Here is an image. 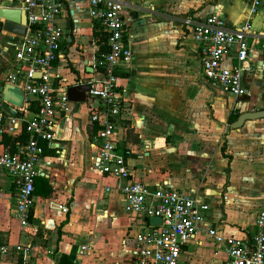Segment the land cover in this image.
Listing matches in <instances>:
<instances>
[{
    "label": "crops",
    "instance_id": "obj_1",
    "mask_svg": "<svg viewBox=\"0 0 264 264\" xmlns=\"http://www.w3.org/2000/svg\"><path fill=\"white\" fill-rule=\"evenodd\" d=\"M61 2L56 23L65 35L52 73L58 86L66 87L88 76L86 68L96 43L85 4ZM128 2L131 59L118 73L124 109L118 115L116 138L131 178L150 187L162 183L185 193L194 190L198 205H205L201 209L204 226L224 237L248 240L264 201V118L245 120L232 129L228 116L264 106V7L249 14L250 0ZM8 4L0 0V5ZM211 13L230 28L250 23L246 41L253 70L241 73L244 93L240 96H231L200 75L195 43L182 24L185 17L200 20ZM140 19L144 22L134 25ZM16 41L12 32L4 30L0 35V95L10 85L9 96L18 102L4 100V114L22 108L17 114L28 119L31 97L8 82V76L21 73L14 59ZM229 64L233 60L223 61ZM53 124V140L43 142L44 158L37 166L26 227H19L13 215L12 178L0 170V244L8 248L0 264L18 258L13 253L15 244H28L27 264L71 260L74 264H142L134 253V236L143 230L144 222L123 210L115 180L92 166L97 142L86 105L68 103ZM57 205L67 210L62 212ZM81 245L86 248L79 253ZM224 260L222 247L203 234L191 238L179 256V264H222Z\"/></svg>",
    "mask_w": 264,
    "mask_h": 264
},
{
    "label": "built area",
    "instance_id": "obj_2",
    "mask_svg": "<svg viewBox=\"0 0 264 264\" xmlns=\"http://www.w3.org/2000/svg\"><path fill=\"white\" fill-rule=\"evenodd\" d=\"M0 7L17 8L24 13L23 33L17 36L14 59L21 68L20 75L11 74L8 82L15 84L24 96L31 97L35 110L28 119L17 114H4V100L0 95V137L13 139L12 147L3 145L0 151V170L12 178L15 188L13 215L19 227H26L30 220L34 178L38 164L43 161L41 142L53 140L55 117L65 113L66 87L58 86L52 73L53 62L60 57V42L64 30L56 23L61 13L62 0H8ZM85 4L92 25L103 37L104 51L95 45L89 62L91 72L77 83L85 84L83 104L88 118L95 125L97 151L93 168L115 180L114 188L120 195L123 210L143 220L144 228L134 236L135 255L142 264H179L182 247L199 234L206 235L219 244L224 253L222 264H264V201L255 216V231L248 240L234 236L224 237L213 227L204 226L201 209L194 190L188 193L157 184H147L131 178L129 166L118 150L117 119L124 109L118 89V73L128 67L131 59L129 41L128 0H76ZM264 7V0H250L249 14ZM0 17V35L3 33ZM195 43L200 75L222 86L231 96L242 95L241 73L252 71L249 62V45L246 36L250 23L228 27L214 13L200 20L182 19ZM98 52V53H97ZM225 59L233 64L223 65ZM76 83V84H77ZM29 104V102L27 101ZM25 133L27 138L23 139ZM109 190V188H106ZM65 212L67 208L57 205ZM157 216L160 223L148 224L147 218ZM86 248H77L80 253ZM28 244H15L13 253L18 258L8 264H27L25 254ZM8 254L6 245L0 246V258ZM69 264H74L71 260Z\"/></svg>",
    "mask_w": 264,
    "mask_h": 264
},
{
    "label": "water",
    "instance_id": "obj_3",
    "mask_svg": "<svg viewBox=\"0 0 264 264\" xmlns=\"http://www.w3.org/2000/svg\"><path fill=\"white\" fill-rule=\"evenodd\" d=\"M0 17L3 18L2 28L5 31L12 32L13 34L20 36L23 33V24L25 21L24 13L17 8L0 7ZM135 17V14L132 15ZM144 20H136L134 25L143 23ZM91 72V67L86 68ZM12 89L10 85H5L1 92V98L3 100H10L11 102H18L13 97L9 96V92ZM86 90L85 84H74L66 86L65 92L68 101L72 103H82L84 101V92ZM255 118H264V106L257 104L252 110L242 111L235 120L231 121L228 126L232 129H236L242 125L245 120H251ZM148 224L156 226L160 223V218L157 216H151L147 218Z\"/></svg>",
    "mask_w": 264,
    "mask_h": 264
},
{
    "label": "trees",
    "instance_id": "obj_4",
    "mask_svg": "<svg viewBox=\"0 0 264 264\" xmlns=\"http://www.w3.org/2000/svg\"><path fill=\"white\" fill-rule=\"evenodd\" d=\"M92 37L94 39V42L98 45V52L104 51V49H105V46H104V43H103L104 39H103V37H102V35H101L96 23H93V25H92ZM30 108L32 109V111L35 110L36 106H35L34 102L33 103L31 102ZM236 114L237 113H235V112L234 113L230 112V114L228 116V121L231 122V121L235 120L236 117L238 116V115L236 116ZM23 134L24 135H22V138L23 139L27 138V135L25 133H23ZM2 141L4 142L5 145H7L9 148H11L12 147V143H13L14 140L13 139H9V137H5L4 136ZM41 144L44 147V143L42 142ZM220 150H221V152H223L224 144H222V146L220 147ZM1 245H5V244H0V246Z\"/></svg>",
    "mask_w": 264,
    "mask_h": 264
},
{
    "label": "rangeland",
    "instance_id": "obj_5",
    "mask_svg": "<svg viewBox=\"0 0 264 264\" xmlns=\"http://www.w3.org/2000/svg\"><path fill=\"white\" fill-rule=\"evenodd\" d=\"M64 29H65V28H64ZM85 40H86V39L83 38V41H85ZM84 44H86V42H84ZM232 100H233V102H234V103H233V104H234L233 106L236 108V106H235L236 99H235V98H234V99L232 98ZM235 108H234V109H235Z\"/></svg>",
    "mask_w": 264,
    "mask_h": 264
}]
</instances>
